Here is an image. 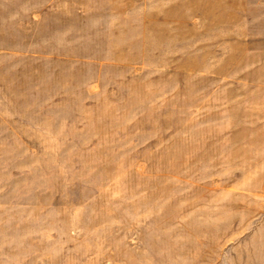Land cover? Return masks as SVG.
<instances>
[{
	"label": "rangeland",
	"instance_id": "rangeland-1",
	"mask_svg": "<svg viewBox=\"0 0 264 264\" xmlns=\"http://www.w3.org/2000/svg\"><path fill=\"white\" fill-rule=\"evenodd\" d=\"M0 264H264V0H0Z\"/></svg>",
	"mask_w": 264,
	"mask_h": 264
}]
</instances>
